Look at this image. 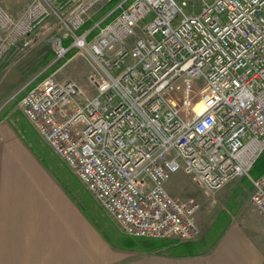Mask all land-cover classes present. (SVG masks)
I'll list each match as a JSON object with an SVG mask.
<instances>
[{"label":"built area","instance_id":"1","mask_svg":"<svg viewBox=\"0 0 264 264\" xmlns=\"http://www.w3.org/2000/svg\"><path fill=\"white\" fill-rule=\"evenodd\" d=\"M199 3L190 14L177 0H30L17 19L0 6V58L46 28L49 68L74 51L92 65L94 96L56 70L21 89V107L134 239L199 238L200 204L167 188L180 171L207 197L248 179L264 218V174L252 177L264 152V0Z\"/></svg>","mask_w":264,"mask_h":264},{"label":"crops","instance_id":"2","mask_svg":"<svg viewBox=\"0 0 264 264\" xmlns=\"http://www.w3.org/2000/svg\"><path fill=\"white\" fill-rule=\"evenodd\" d=\"M119 232L121 238L102 231L36 153L0 129V264H264L238 228L194 255Z\"/></svg>","mask_w":264,"mask_h":264},{"label":"rangeland","instance_id":"3","mask_svg":"<svg viewBox=\"0 0 264 264\" xmlns=\"http://www.w3.org/2000/svg\"><path fill=\"white\" fill-rule=\"evenodd\" d=\"M29 1L0 0V6L12 18L17 19ZM177 1H187L189 7L186 12L190 14L200 6L199 0ZM97 6L104 7L103 12L111 8L113 4L104 6V3H101ZM99 13L101 14L98 12L97 16ZM54 33H49L46 28H40L28 36V45L20 40L0 58V129L6 127L16 133L23 143L36 153L37 157L64 183V189L70 198L84 209L86 215L107 235L113 237L115 234L121 238L123 233L119 232L117 223L98 204L76 173L53 152L26 118L21 107L23 97L21 89L40 83L56 70L58 71L56 77L59 80L76 82L84 89L87 96L92 97L95 94L90 82L94 69L76 51L49 68L54 59L52 51ZM196 110L199 113L203 110L201 102L196 105ZM258 167V170L252 173L253 178L259 177L258 174L263 170L264 156ZM263 174L264 172L261 175ZM169 185L168 191L173 196L182 200L195 199L200 204L195 217L200 235L196 241H193L198 243L196 252L211 250L230 228H238L262 251L264 256V218L252 204L254 188L248 179H234L212 197L205 196L202 188L195 184L184 171L175 174ZM140 240L146 242L144 239ZM158 240L151 239L149 243L155 244ZM166 240L170 243L179 242L174 238Z\"/></svg>","mask_w":264,"mask_h":264},{"label":"trees","instance_id":"4","mask_svg":"<svg viewBox=\"0 0 264 264\" xmlns=\"http://www.w3.org/2000/svg\"><path fill=\"white\" fill-rule=\"evenodd\" d=\"M90 24L86 25L84 27L87 28ZM263 156H264V152L262 153V155L260 156V158L258 159V161L256 162L253 170H252V173L257 171L258 170V165L259 163L261 162V160L263 159ZM264 172V167H263V170L260 172V174H258L259 176H261V174ZM218 242V241H217ZM216 242V243H217ZM166 243L167 244H171L170 242H168L167 240H158L157 244L160 245H164ZM215 243V244H216ZM156 244V243H155ZM173 244L176 245V247H178V250L182 253H185V254H189V255H194V254H198L200 252H196V249H198V243H195V242H187V243H181V242H174ZM215 244L213 246H215ZM212 246V248H213ZM210 251V250H209ZM209 251H206V252H209Z\"/></svg>","mask_w":264,"mask_h":264}]
</instances>
